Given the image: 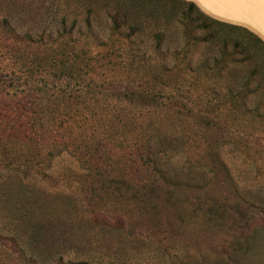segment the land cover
Listing matches in <instances>:
<instances>
[{"label":"rangeland","instance_id":"rangeland-1","mask_svg":"<svg viewBox=\"0 0 264 264\" xmlns=\"http://www.w3.org/2000/svg\"><path fill=\"white\" fill-rule=\"evenodd\" d=\"M19 3L25 7L21 15L25 20L43 18L41 21L47 23L43 27L55 29L61 15L51 0ZM188 3L191 2L111 0L110 6L115 4L119 11L130 15L122 34L112 36L114 46L97 51L117 55L114 65H105L100 72L101 76L106 75V82L130 70L124 68L118 55H144L145 68L177 73L166 89L179 96L175 109L184 111L182 103L194 108L207 107L209 116L222 124L220 130H205L197 117L183 118L177 123L178 151L182 154L172 163L179 175L190 166L197 170L203 159L210 168L201 184L205 187L191 194L189 210L182 202L186 194L180 190L179 223L176 219L171 222L167 213L148 220L130 216L125 210L124 196L113 198L109 187L106 194L100 191L101 182L90 172L93 165L83 158L84 148H75L78 141L71 144L72 138L78 136L66 131L68 152L55 158L41 159L38 155L36 164L15 168L7 166L9 157L6 164L0 159V264H55L60 256L62 264H176L179 259L190 264H211L220 257L223 259L219 264H234L236 258L239 264H264V47L249 37L242 26L210 18ZM213 3H220L233 18L250 20L253 26L264 28V0ZM66 12L69 22L77 19L78 26L84 29V16L78 10L71 7ZM3 16L0 9V20ZM94 16L93 29L105 42L109 35L106 12ZM130 29L133 37L127 42ZM11 115L17 118V113ZM75 119L78 121L79 116ZM16 148L11 155H16L17 161L24 154L40 150L39 145L22 150L20 143ZM3 153L0 147V157L5 159ZM101 153L98 165L107 166L109 173L118 174L124 161H133L128 152ZM215 153L223 168L214 163ZM193 179L199 181L198 175L194 174ZM92 188L96 192H91ZM42 194L56 204V215H48V211L39 214L40 218L36 216L32 201L36 203V197L40 204ZM211 205L228 207L220 217L223 227L215 221L219 214L214 212L211 224L199 211L190 218L191 207L205 209ZM92 211L115 216L108 217L112 222L116 217L123 218L126 226L128 220L130 225L137 222L142 225L141 230L135 229L132 237L128 228H101L91 221ZM44 215L47 220H39ZM186 218L191 223L188 227L183 222ZM233 242L242 249L247 245L244 251L248 250L237 257L235 254L240 252H236ZM56 244L61 245V250Z\"/></svg>","mask_w":264,"mask_h":264},{"label":"trees","instance_id":"trees-1","mask_svg":"<svg viewBox=\"0 0 264 264\" xmlns=\"http://www.w3.org/2000/svg\"><path fill=\"white\" fill-rule=\"evenodd\" d=\"M7 1L0 0V9L4 12L0 20V97H5L3 100L0 98V147L6 157L0 159L5 160L6 164L9 157L7 166L15 168L26 163L36 164L38 155L41 159L43 156L49 160L55 158L68 152L64 136L68 131L78 136L72 138L71 144L78 141L76 144L79 145L75 148L86 149H82L83 158L93 165L90 172L101 182V192L106 194L109 187L112 188L113 198L124 196L127 201L125 210L130 216L137 215L148 220L161 218L163 213H167L171 222L176 219L179 223V191L185 192L186 198L182 202L189 210L188 203L193 202L191 194L195 189L205 187L201 184L206 180L210 168L203 159L197 170L193 171L190 166L179 175L176 165L172 163L182 154L178 151L177 123L183 118L197 117L203 129L220 130L223 127L219 120L209 116L207 107L194 108L182 103L184 111L175 109L180 103L179 96L166 92V89L171 87L177 73L161 68H145L144 55L131 52L124 54L125 58L118 55L124 68L130 70L110 77L111 82L105 81L106 75L101 76L100 72L105 65L113 66L117 55L97 50L114 46L112 36L122 34L130 15L122 9L119 11L115 4L110 6L108 3L111 0L104 3L101 0H51L61 15L56 19L53 30L43 27L47 24L41 21L43 18L25 20L21 16L25 13V7L19 0ZM188 5L195 8L192 3ZM71 7L84 16V29L78 26L77 19L68 21L66 11ZM100 11L106 12L107 18L109 35L105 42L100 41L93 29L94 15ZM131 30L126 34L127 42L133 37ZM246 32L264 47L259 38ZM191 73L186 72L187 75ZM7 112L17 113V118ZM76 116H79L78 121ZM17 143L22 145V150L30 145L33 148L39 145L40 150L24 154L17 161V156L11 155L18 150ZM101 151L128 152L133 156V161H124L117 169L122 168L120 173L110 174L107 166L98 165L103 154ZM213 160L223 168L216 153ZM194 174L198 175L199 181L193 179ZM91 192L96 190L92 188ZM41 197L40 204L36 197V203L32 201L38 213L36 216L40 218L39 214H47L48 211V215H56V204H52V200L43 194ZM226 207L211 205L205 209H195L193 206L189 211L192 213L190 218L195 216V211H199L207 219V224H211L216 213L219 217L215 221L223 227L220 217L226 212ZM110 216L115 217L92 211L90 218L101 228H128V235L132 237L135 229L141 230L142 225L137 222L130 225L128 220L126 226L123 218L116 217L112 222L108 218ZM42 219L47 220V217L44 215L39 220ZM183 222L186 227L191 225L187 218ZM232 245L236 247V252H240L239 255L235 254L237 257L248 250L244 251L247 245L243 249L237 242ZM56 246L61 250V245ZM191 259L196 261L195 258ZM222 259L217 258L211 264H219ZM237 259L232 262L239 264ZM178 261L176 264H190L182 259ZM55 264H62L61 256Z\"/></svg>","mask_w":264,"mask_h":264},{"label":"crops","instance_id":"crops-1","mask_svg":"<svg viewBox=\"0 0 264 264\" xmlns=\"http://www.w3.org/2000/svg\"><path fill=\"white\" fill-rule=\"evenodd\" d=\"M188 2H191L194 6L199 8L203 13H205L210 18L229 23V24H236L239 26H242L243 28L247 29L248 32L256 35L262 42L264 41V28H259L256 26H253L250 23V20L246 21L242 18V20L233 18L230 16L229 12H226V10L223 8V6L220 3H213V0H186ZM216 1V0H215ZM222 2L223 0H217ZM221 6V7H219ZM223 8V11L221 10ZM232 17V18H230Z\"/></svg>","mask_w":264,"mask_h":264}]
</instances>
